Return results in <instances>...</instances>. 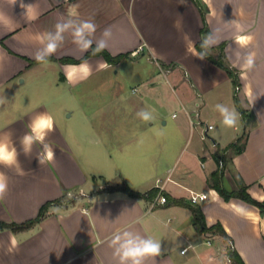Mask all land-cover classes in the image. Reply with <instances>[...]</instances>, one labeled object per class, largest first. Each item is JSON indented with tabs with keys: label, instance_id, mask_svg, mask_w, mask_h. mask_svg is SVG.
<instances>
[{
	"label": "crops",
	"instance_id": "crops-1",
	"mask_svg": "<svg viewBox=\"0 0 264 264\" xmlns=\"http://www.w3.org/2000/svg\"><path fill=\"white\" fill-rule=\"evenodd\" d=\"M199 1L203 7L194 0H0V138H10L21 151L18 167L0 166V173L8 178V192L0 199V221L22 223L36 217L46 201H53L41 219L29 226H0V264H118L110 242L115 233L124 230L161 241L162 254L156 264H226L220 256H226L222 235L212 230L202 232L189 204L200 207L208 225L222 223L246 264H264V213L241 197L224 198L208 182L212 170L219 166L217 155L223 157L226 188L246 185L254 197L264 198V0ZM21 3L30 7L21 8ZM73 6L75 19L96 23L95 38L111 28L106 48L110 53L129 55L117 63L109 62L103 54L78 62L62 60L85 54L72 43L70 33H65L63 45L50 62L31 63L43 46L44 35L55 30L58 20L69 18ZM233 20L244 26L243 33L229 23ZM205 25L216 41L213 52L219 53L215 49L224 43L222 58L234 75L210 58L201 60L194 55L201 51L196 43ZM241 34L253 37L246 48L235 41ZM247 53H255V66L250 71L242 68V57ZM139 56L154 62L155 72L180 90L177 97L182 115L176 119L178 113L172 112L173 132L160 131L155 119L145 123L131 114L122 119L125 126L114 137L113 150L101 148L105 133L93 135L94 141L100 153L112 159V151L119 154L140 136L143 162L159 169L166 168L164 158L170 155L174 142L181 146L186 129L190 126L191 133L197 130L199 137L186 140L191 146L189 157L167 167L162 181L164 191L184 199V203L167 200L153 204V199L108 188L120 181L113 180L115 175L102 179L101 172L97 174L80 161L81 148L68 139L46 102L30 95L20 97L22 91L41 95L56 86L72 90L124 59L138 60ZM28 80L32 86L25 85ZM159 82L156 78L150 86ZM218 103L239 112L235 127L222 124L214 109ZM42 112L54 119L47 143L55 157L39 164L36 157L41 146L34 145L25 156L20 137ZM161 119L162 126L169 123L168 118ZM114 123L119 125L117 119ZM206 123L213 124L208 130L211 144L202 133ZM134 128L139 131L133 133ZM158 177L149 186L141 177L126 182L147 191L157 186ZM191 190L208 196L193 202ZM68 191L75 193V198L68 199ZM175 236L181 238L176 240ZM184 247H188L186 251H182ZM146 264L153 262L149 259Z\"/></svg>",
	"mask_w": 264,
	"mask_h": 264
},
{
	"label": "rangeland",
	"instance_id": "rangeland-1",
	"mask_svg": "<svg viewBox=\"0 0 264 264\" xmlns=\"http://www.w3.org/2000/svg\"><path fill=\"white\" fill-rule=\"evenodd\" d=\"M140 57L137 58L138 60L124 59L121 63L104 72L89 77L84 83L72 90L62 89L63 86L55 87L59 75L57 72L52 80L55 88L50 92L41 95L27 91L20 93V97L30 95L36 101L44 100L46 102L59 127L68 135V139L78 143L79 148H81L80 161L87 168L94 169L97 174L101 172L103 174L102 179L115 175L113 180H119L120 183H111L108 188L123 185L126 180L127 182L128 180H137L138 177H141L140 180L145 186H149L157 176L164 179L168 174L167 167L177 165L180 159L189 157V147L191 146L186 140L188 138L195 139L198 136V131L195 130L191 133L189 126L181 146L178 147L177 142H174L170 155L164 158L166 168L159 169L152 168L148 161L143 162V156L140 154V136L129 142V144L132 143V146L125 147L119 154L115 150L112 151V159L106 156L104 152L101 154L100 149H97L98 146L95 144V136L93 135L107 134L105 145L103 144L104 146L102 145L101 148L105 152L113 150V145L116 143L114 137H118L121 128L125 126L122 119L128 118L131 114L136 116V112L142 108L153 111L157 125L162 127L159 130L164 129L167 133L173 132L172 124L175 120L171 116L172 112L178 113L176 119L182 115L178 108L179 88L175 89V84L170 83L165 75L156 73L157 66L154 62L146 57ZM156 78H159L161 82L151 87L150 82ZM25 85L32 86L29 84V80ZM135 87L137 89H134ZM161 116L168 118L169 123L167 125L162 126L159 123L163 121V119L160 120ZM116 119L119 121V125L114 123ZM119 126L120 128H118ZM138 131L136 128L133 129V133ZM83 135L85 136L83 137ZM186 143L187 145H185ZM207 143L211 144L209 137ZM184 146L186 149L182 151ZM86 159L89 160V164ZM219 166L223 167L220 163ZM145 169L147 171L141 172ZM66 197L73 199L75 194H66ZM193 227L195 228L194 225H191V229ZM175 237L176 240L181 238ZM220 256L226 264H230L227 255L221 253Z\"/></svg>",
	"mask_w": 264,
	"mask_h": 264
},
{
	"label": "clouds",
	"instance_id": "clouds-1",
	"mask_svg": "<svg viewBox=\"0 0 264 264\" xmlns=\"http://www.w3.org/2000/svg\"><path fill=\"white\" fill-rule=\"evenodd\" d=\"M183 3L184 0H181ZM21 8H29L21 3ZM76 7L73 6L69 10V18H61L55 24V30L47 32L42 38V48H40L33 56L37 63L47 64L51 57L56 54L57 50L65 41V33H70L72 43L76 45L82 53H88L91 50L92 55H96L104 51L108 47V41L112 37L111 28H106L101 36L95 38L97 25L92 19L77 20ZM235 24L240 33L245 31L244 26L233 20L229 22ZM250 35H237L235 41L241 48H246L252 41ZM216 43L213 34H204L201 37L199 53H194L196 57L203 60L208 57L211 47ZM242 68L252 70L255 66V53H247L242 57ZM86 64V62H85ZM82 67L85 65H81ZM3 101H0L2 103ZM214 109L219 112L222 117V124L226 127L233 128L237 125L240 114L235 108H230L225 104H216ZM136 117L145 123H151L154 120L153 111L142 108L136 112ZM27 131L20 137V146L25 156L31 154L34 145H40L41 150L38 152L37 159L39 164L51 162L55 157V151L52 146L47 143L48 135L54 129V119L46 112L36 115L28 124ZM143 140L141 139L140 143ZM18 151L11 139L0 138V166L5 168H13L19 166ZM8 192V178L0 173V199H3ZM110 247L113 248V256L117 259L118 264H146L151 259L156 264V258L161 256V241L151 237H145L138 232L124 230L115 233L111 239Z\"/></svg>",
	"mask_w": 264,
	"mask_h": 264
},
{
	"label": "trees",
	"instance_id": "trees-1",
	"mask_svg": "<svg viewBox=\"0 0 264 264\" xmlns=\"http://www.w3.org/2000/svg\"><path fill=\"white\" fill-rule=\"evenodd\" d=\"M196 3L200 4V7H203L200 3L199 0H194ZM202 14L204 15L205 12L202 8ZM209 33V29L207 28V26L205 25L202 28V35L204 34H208ZM201 37L200 39L197 41V47L201 50L200 48V42H201ZM224 47V43L219 44L216 47V51L219 50V53H215L213 52V48L211 47L208 58H210L212 61L218 63L219 65L223 66L224 68H226L228 70V72L232 75H234L233 70L225 63L224 59L222 58V50ZM98 54H103L107 60L109 62H113V63H117L119 62L123 57L128 56L129 53L128 52H122V53H118V54H112L110 53L107 49H105L104 51L98 53ZM92 55L91 54V50L88 53H85L83 55V57L81 58H74V57H63L62 60H66V61H72V62H78L83 60L84 58L88 57ZM35 60H31V63H35ZM218 164H219V157H217V155L215 156ZM208 182L210 183V185L214 188H216L220 194L226 198L229 199L232 196H238L243 198L244 200L256 205L260 211L262 213H264V198L263 199H258L256 197H254L248 190H247V186L246 185H241L239 188L236 189H228L225 187L224 185V168L223 167H216L214 170H212V172L210 173V176L208 178ZM113 188H117V189H122L124 191H126L127 193H129L130 195H135V196H144L150 199H154L156 198L159 194L163 193L166 195V198H170L167 199L168 201H173L175 203H184V199H180V198H173L170 196V194L166 193L164 191V189H161L159 186H153L150 189H148L147 191H139L136 190L134 188H132L126 181L124 182L123 185H117ZM52 200L46 201L40 208L39 213L36 217L28 219L22 223H16V222H7V221H0V226L1 227H13V228H18V227H25V226H29L31 224H33L34 222L38 221L41 219V217L45 214V212L47 211L49 205L52 203ZM188 205V204H187ZM189 206L191 207L192 211L194 212L195 215V220L196 223L199 225L200 230L202 232H207V231H215L218 232L222 235L223 239L225 240L226 244H225V252L226 255L230 257V264H246L243 256L241 255V253L234 248L233 246V241H232V237L227 233L226 229L224 228V226L222 225L221 222H216L213 223L211 225H208L205 222L204 219V215L203 212L201 211L199 206H195L192 204H189Z\"/></svg>",
	"mask_w": 264,
	"mask_h": 264
},
{
	"label": "built area",
	"instance_id": "built-area-1",
	"mask_svg": "<svg viewBox=\"0 0 264 264\" xmlns=\"http://www.w3.org/2000/svg\"><path fill=\"white\" fill-rule=\"evenodd\" d=\"M134 89H137V87H135ZM197 123H202V120H197ZM212 127H213L212 123H206V127L203 129V132H202L204 137L209 136L208 130ZM219 163H220V165H223V157L219 158ZM168 179H170V177H168ZM162 181H163V178H161V177L157 178V186H159L161 189H163ZM67 194L73 195L75 193H73L72 191H68ZM75 196H76V194H75ZM207 196H208V194L206 192H195V191L191 190V201H193V202H196L199 199L207 198ZM158 201H160L162 203L166 202L167 201L166 195L163 193L159 194L155 199H153V204H155ZM187 248L188 247H184L182 249V251H186ZM227 259L229 261L231 260L229 256H227Z\"/></svg>",
	"mask_w": 264,
	"mask_h": 264
}]
</instances>
